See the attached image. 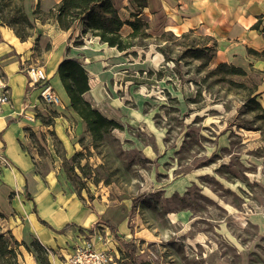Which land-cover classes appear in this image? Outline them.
Here are the masks:
<instances>
[{"label":"crops","instance_id":"1","mask_svg":"<svg viewBox=\"0 0 264 264\" xmlns=\"http://www.w3.org/2000/svg\"><path fill=\"white\" fill-rule=\"evenodd\" d=\"M60 1L22 0L24 14L35 22L33 29H38L34 36L20 39L14 29L0 20V76L9 89V102L3 104L0 111V230L9 233L17 242L14 245L17 264H42L30 243L32 240L45 249L43 264H66V255L73 245L91 236L93 225H100L107 232V242L97 244L112 254L114 264L128 260V257L137 264V257L144 253V249L136 245L135 238L142 239L148 232L141 229L137 232L140 236H136L129 225L132 201L124 212L106 207L104 203L85 202V198L77 195L70 185L58 180L55 171L38 172L33 162L36 152L28 146L29 135L30 132L53 131L65 147L76 146L75 139L79 135L88 136L85 122L72 109L56 71L64 59L77 60L86 71L89 86L83 92V98L106 117L120 116L133 125L141 122L148 132L155 135L153 141L142 144L140 150L145 159L152 162L158 179L161 175L157 169L158 161L166 164L168 155L164 153L152 114L141 110V106L146 103L151 105L152 98H157L154 96L155 90L167 86L169 82L171 87L176 86L177 79L171 63L165 60L160 51L144 52L136 49V46L119 51L90 33L76 42L79 26L74 30H62L51 16L33 14L36 7L41 12H48ZM113 3L123 21L132 20L136 13L150 27H161L176 35L196 31L208 38L206 40L213 44L216 64L226 62L241 67L246 73L251 71L256 74L258 80L252 93L264 109V58L249 52V49L257 52L264 49V0H147L142 8L134 0H113ZM131 31L132 28L124 22L119 33L127 36ZM204 43L208 45L209 42ZM29 63H42L48 82L61 99L59 105H46L39 98V88L27 85L24 69ZM136 70L141 73L139 83L142 94L138 95L140 98L132 109L115 92L132 83L124 76L128 71L135 73ZM165 73L168 76L164 77ZM123 80L125 83L120 84ZM23 113L33 119L26 118ZM48 117H51V121L42 123L41 118ZM219 136L218 147L223 150L229 145L228 135L223 131ZM197 176L200 182L207 181L205 173L199 172L196 176L186 174L168 189L163 188L170 194L166 198L172 192L177 195L178 190H183L186 184L199 189ZM262 178L264 182V173ZM209 179L215 181L212 176ZM200 192L206 198L213 199L212 192L206 188ZM240 204L242 211L235 215L241 221L249 207L243 201ZM251 221L257 227L256 237L264 238V215L255 214ZM186 243L199 246L204 245L206 239L187 237ZM256 243V240H250L253 246ZM237 247L240 256L238 264H247L250 250L241 247L240 243ZM203 258L209 259L208 255H203ZM149 260L143 259L141 263L152 264ZM213 264L231 263L214 258Z\"/></svg>","mask_w":264,"mask_h":264},{"label":"rangeland","instance_id":"2","mask_svg":"<svg viewBox=\"0 0 264 264\" xmlns=\"http://www.w3.org/2000/svg\"><path fill=\"white\" fill-rule=\"evenodd\" d=\"M22 3L0 0V20L13 21L14 28L25 37L34 36L38 32L33 29L35 22L20 20L24 13ZM163 31L161 27L149 26L151 36L135 45L144 52L159 51L158 46L166 39L172 59L168 62L177 79L176 86L171 87L168 81L167 86L157 88V98H152L151 105L141 106V110L152 114L168 155L166 164L158 161L159 178L155 177L152 162L140 150L155 135L141 122L128 124L120 116L112 115L108 116L123 129H113L103 141H93L88 133L75 139L76 146L65 147L53 131L30 132L28 146L37 155L33 156L35 169L55 171L58 180L70 185L85 202L104 203L124 212L131 200L129 225L136 236H140L137 232L141 229L148 232L142 239L135 238L136 245L144 249L137 264L143 259H150L152 264H213L214 258L238 264V243L250 250L247 264H264V238L256 237L257 227L251 221L255 214L264 215V116L251 92L258 78L251 71H215L212 44L199 32L173 39L162 36ZM177 35L172 32V36ZM206 41L208 54L204 52L199 58L191 55L188 48L193 43L201 46ZM209 54L212 56L204 64ZM140 74L137 70L128 71L124 79L132 83L115 92L132 109L142 94ZM41 121L49 123L51 117ZM223 131L229 145L222 150L218 140ZM199 172L207 175L204 183L197 176L199 189L186 184L177 195L172 192L166 198L169 193L163 188L168 189L186 174L196 176ZM211 176L215 181L209 179ZM205 188L212 192V200L201 194L200 190ZM241 201L249 209L240 221L235 214L242 211ZM93 226L101 238L106 236L103 226ZM187 237H202L206 243L188 245ZM252 239L258 242L254 246L250 244ZM203 255L209 259L204 260ZM7 259L2 257L0 264H7ZM119 264L135 262L128 257Z\"/></svg>","mask_w":264,"mask_h":264},{"label":"trees","instance_id":"3","mask_svg":"<svg viewBox=\"0 0 264 264\" xmlns=\"http://www.w3.org/2000/svg\"><path fill=\"white\" fill-rule=\"evenodd\" d=\"M134 2L138 7L142 8L146 5L147 0H134ZM33 14H42L47 17L51 16L56 21L57 26L62 30H74L79 26L80 32L77 36L76 42H80L79 40L83 35L90 33L91 35L98 36L100 41L105 42L110 46H115L119 51L132 49L144 38L151 36V34L148 33L149 25L147 21L137 16L136 13L133 14L132 20L123 21L114 7L113 0H61L54 7L50 8L48 12H41L39 8L36 7ZM21 15L22 19L20 20H24L28 23L29 20L27 16L23 12ZM1 22L14 29L16 35L20 39L25 37L14 28L13 21L1 20ZM124 22L132 28V31L127 36H122L119 33L121 25ZM187 34L189 33H181L180 35L172 36L170 31H163L161 33L162 36L168 35L173 39H177L179 36H186ZM164 40V44L158 46V49L164 54L165 60H169L170 57L167 51L169 45L168 41L166 39ZM188 49L189 52H191V55L199 58L210 48L205 43L201 46L193 43ZM212 49L214 51L213 44ZM133 52L134 51H131V53ZM249 52L258 57L264 58V49L262 52L249 49ZM211 56V54L207 55L204 64H207V61ZM56 71L58 72L61 83L70 99L72 109L84 120L87 131L93 141H103L104 138L110 136L111 131L115 128L123 129V126L115 121V119L106 117L102 112L93 107L85 98H83L82 94L89 88V86L87 84L86 71L83 69L79 61L74 59H64V61L58 64ZM215 71H225L229 74H245V71L241 67L226 62L217 63ZM253 90L254 88L251 92H253ZM253 101L255 102V105L262 110L264 116V109L260 107L259 103L255 100V95H253ZM1 216L0 213V217ZM30 243L40 262L42 264L45 263V257L43 256L45 250L44 247L36 240H32ZM15 244H17V242L12 239L9 233L0 230V259H2V257L8 258L7 264H17L14 248ZM24 245L28 248L26 244Z\"/></svg>","mask_w":264,"mask_h":264},{"label":"built area","instance_id":"4","mask_svg":"<svg viewBox=\"0 0 264 264\" xmlns=\"http://www.w3.org/2000/svg\"><path fill=\"white\" fill-rule=\"evenodd\" d=\"M24 71L27 74V85L33 88H39V98L46 105H59V99L54 87L48 82L46 71L38 63H29ZM9 102V89L2 76H0V111L3 104ZM23 115L32 120L33 117L27 114ZM99 243H106L105 237L101 238L98 229L93 226L91 236L85 238L81 243H75L71 251L66 255V264H114L112 254L108 252Z\"/></svg>","mask_w":264,"mask_h":264}]
</instances>
